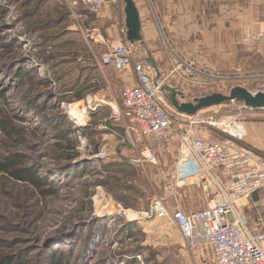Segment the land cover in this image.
Returning <instances> with one entry per match:
<instances>
[{"label": "rangeland", "instance_id": "374dc122", "mask_svg": "<svg viewBox=\"0 0 264 264\" xmlns=\"http://www.w3.org/2000/svg\"><path fill=\"white\" fill-rule=\"evenodd\" d=\"M69 2L0 0V156L20 153L23 166L46 180L45 189L56 188L41 194L0 173V252L24 264H48L54 258L52 253L60 254L64 261L76 260L74 264H215L210 248L189 246L169 220L138 214L150 207L155 196L165 193L166 184L172 181L176 189L172 175L177 158L170 181L149 178L138 170L141 162H132L143 160L132 145V129L128 131L124 121L111 116L112 105L110 112L98 111L106 106L100 104L102 99H114L118 102L114 105L122 107L123 83L118 72L101 67L116 44L99 42L103 39L90 29L95 20L81 15V7ZM137 47L135 62L139 55L144 56L137 55ZM179 57L201 70L197 61ZM174 64L173 58V75H161L159 85L183 93L181 101L215 92L229 94L234 86L264 91V68L252 71L246 65L232 72L201 70L219 76L198 74L191 79L176 71ZM203 66L207 69L208 65ZM147 69L154 80L156 73ZM165 102L177 113L167 99ZM179 118L182 122L177 121L174 130L190 128L200 134L214 129L229 135L221 123L242 122L245 126L264 121V110L246 108L234 100L201 110L192 118L198 124ZM1 121L17 133L10 137L3 132ZM119 124L125 127L124 133L119 129L115 133ZM82 129H88L90 135L82 134ZM233 129L226 128L232 133ZM103 149L106 158H97ZM115 159L131 161L134 166L118 165ZM157 159L158 155H152L151 163ZM85 166V177L74 180L67 174L71 168ZM162 168L167 171L164 164ZM177 189L173 190V207L179 203L187 211L205 208L218 195L215 187L205 191L182 185Z\"/></svg>", "mask_w": 264, "mask_h": 264}, {"label": "built area", "instance_id": "2783aa9c", "mask_svg": "<svg viewBox=\"0 0 264 264\" xmlns=\"http://www.w3.org/2000/svg\"><path fill=\"white\" fill-rule=\"evenodd\" d=\"M107 2L70 0L69 3L72 7H85L97 13ZM126 32V27H121L120 42L103 61L118 71L134 65L141 84L124 85L122 107L112 106L111 116L124 121L128 131L136 127L142 135L158 143L166 139L177 121L182 122L179 116L188 118L191 124H198L192 121L194 116L169 110L159 84H155L148 72L147 62L134 61L137 42L128 40ZM261 54L264 58V48ZM173 58L175 70L188 77L198 74L216 78L219 76L204 73L195 65L183 61L179 55L175 54ZM179 96L184 98L183 93ZM226 124L223 122L220 125L224 132L230 133L228 138H214L206 130L197 134L190 128L175 132L180 138V152L172 175L176 189L170 187V194H174L173 190L177 191L182 185H193L205 191L215 187L218 195L205 208L191 211H185L178 205L171 207L165 197H156L148 209L138 214L146 218L169 220L180 230L189 246L210 248L215 264H264V233H253L238 209L243 201L247 202L256 192L260 191L264 196V156L240 144L244 136L242 122H234L233 125L228 123L231 128H235L233 133L226 130ZM95 156L105 159V149ZM148 156L152 158V155ZM142 161L132 160L133 163Z\"/></svg>", "mask_w": 264, "mask_h": 264}, {"label": "crops", "instance_id": "0c3cea01", "mask_svg": "<svg viewBox=\"0 0 264 264\" xmlns=\"http://www.w3.org/2000/svg\"><path fill=\"white\" fill-rule=\"evenodd\" d=\"M133 2L141 24L139 33L142 40L136 41L137 55L140 52L144 55L141 57L139 55L138 61L147 62L149 69L156 73V78L157 71L160 76L165 75L166 78L173 75L175 54L186 56L191 62L197 61L201 70L209 72H232L246 65L247 69L252 71L264 68V58L261 55L264 48V0H133ZM126 7L127 0H108L99 14L93 15L84 7L80 8V13L95 20L90 29L94 35L103 39L99 42L117 45L122 37V26L127 29L128 39ZM153 63L156 66H153ZM203 64L208 65L207 69ZM101 67L102 69L110 67L111 73L118 72L119 82L123 83L122 89L126 84L131 86L141 84L134 65L123 71H118L111 65ZM169 71L170 74L166 75ZM159 79L160 77L157 79L158 84ZM116 103L118 102L114 99L109 102L102 99L100 104L106 106L102 105L98 111L110 112V106ZM104 107L106 111L102 110ZM243 127L244 136L240 144L264 156V121L246 123ZM117 129L122 133L126 131L122 124L116 126L115 132ZM130 131L132 145L140 159H143L141 163L139 162L142 167H137L138 170L143 171L149 178L153 176L160 181L169 180L168 177L173 173L174 163L180 152V138L175 133L178 130L172 128L166 139L159 143L151 137L142 135L136 127ZM207 131L215 138L229 137L214 129ZM213 132L219 136L216 137ZM154 154L158 155V159L152 164L148 155ZM123 160L115 159L114 162L118 165L128 164L129 168L134 166L131 161L127 163ZM163 164L167 171L162 168ZM149 166L153 169H148ZM171 183L172 181L164 186L163 195L155 198L163 196L173 207ZM176 205L181 207L179 203H174V206ZM238 209L243 213L251 231L264 233V196L261 193L253 194L247 202L243 201Z\"/></svg>", "mask_w": 264, "mask_h": 264}, {"label": "water", "instance_id": "95a60500", "mask_svg": "<svg viewBox=\"0 0 264 264\" xmlns=\"http://www.w3.org/2000/svg\"><path fill=\"white\" fill-rule=\"evenodd\" d=\"M125 12L127 16L126 26L128 28V39L131 42L142 40L139 33L141 25L139 13L134 5L133 0H127ZM153 66L156 65L153 63ZM159 77L160 73L157 71V78L155 81L156 85H158L157 79ZM158 87L171 106L174 107L178 113L187 116H194L205 108L221 105L234 100L244 103L245 106L251 109L264 108V91L253 92L243 86H234L231 88L229 94L215 92L196 98L194 101H181L179 98L181 93L177 89H173L168 85H158ZM167 89L170 91V93H167Z\"/></svg>", "mask_w": 264, "mask_h": 264}, {"label": "trees", "instance_id": "16d2710c", "mask_svg": "<svg viewBox=\"0 0 264 264\" xmlns=\"http://www.w3.org/2000/svg\"><path fill=\"white\" fill-rule=\"evenodd\" d=\"M20 76H22V73H20ZM1 129L3 132L8 134L10 137H13L17 132L15 128H9L5 122L1 121ZM82 134H85L86 136H89L88 129H82ZM61 135L65 134V131H62L60 133ZM77 156V153L73 154L70 158L73 159ZM25 160L23 159L22 155L20 153L16 154H9V155H3L0 156V173L2 175H5L13 180L23 182L25 184H28L32 186L36 191H39L41 194H46L49 192H55L56 188H44V185L47 183L46 180L39 176L36 172H34L33 169L23 166L22 163H24ZM108 166H105L104 169H106ZM87 166L79 168H71L67 171L68 175H72L71 179H78L80 177H85L87 175ZM110 170V168H108ZM256 193H261L256 192ZM122 203H124L121 200ZM90 207L92 208L91 202H89ZM1 245V244H0ZM52 260H49L48 264H74L77 263L75 260L74 262L71 261V259H68L66 261L62 260V257L60 254L56 257V254H53ZM0 264H24V261L16 262V260L13 258L10 254H3L0 252Z\"/></svg>", "mask_w": 264, "mask_h": 264}]
</instances>
